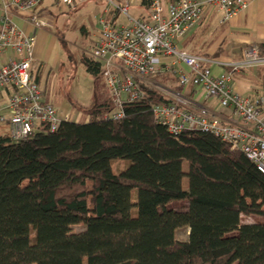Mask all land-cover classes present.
I'll return each mask as SVG.
<instances>
[{
    "label": "trees",
    "instance_id": "16d2710c",
    "mask_svg": "<svg viewBox=\"0 0 264 264\" xmlns=\"http://www.w3.org/2000/svg\"><path fill=\"white\" fill-rule=\"evenodd\" d=\"M82 58L100 77V64ZM145 92L120 120L103 119V99L85 124L63 121L22 143L0 136V264H264V174L209 133L168 134L151 105L173 102ZM117 160L129 165L114 175ZM183 201L186 211L169 209ZM249 217L263 222L243 224ZM180 230L187 241L175 239Z\"/></svg>",
    "mask_w": 264,
    "mask_h": 264
},
{
    "label": "built area",
    "instance_id": "2783aa9c",
    "mask_svg": "<svg viewBox=\"0 0 264 264\" xmlns=\"http://www.w3.org/2000/svg\"><path fill=\"white\" fill-rule=\"evenodd\" d=\"M42 1L1 0L0 5V124L8 126V137L15 143L26 142L37 132L54 133L61 122L69 121L67 115L58 113L56 105L45 101V92L36 82V33L48 26V20L37 15ZM97 1L102 9L89 22L94 44L89 56L100 64L105 98L111 105L103 119H122L124 106L143 100L145 89L159 91L151 83L152 77L170 74L179 86L196 89L203 100L215 103L218 111L229 112L233 120L222 121L208 109L191 112L178 99L151 105L155 123L172 136L187 131L209 133L264 174V94L242 97L231 87L241 70L264 64L258 47L244 48L241 64L230 65L218 76L204 65L205 60L191 55L188 46L182 50L175 47L176 41L195 29L205 5L217 6L223 19L229 20L252 0H176L167 7L163 0H147V21L129 15L133 0H56L68 10ZM29 11L32 13L22 17L30 28L25 33L13 17ZM118 16L127 23L118 25ZM175 64L186 71L174 70Z\"/></svg>",
    "mask_w": 264,
    "mask_h": 264
},
{
    "label": "crops",
    "instance_id": "0c3cea01",
    "mask_svg": "<svg viewBox=\"0 0 264 264\" xmlns=\"http://www.w3.org/2000/svg\"><path fill=\"white\" fill-rule=\"evenodd\" d=\"M171 1L174 2V0H163V5L167 7L172 4ZM92 5V15L101 11H99V8L102 9L99 1ZM132 8L135 13V17L133 18L148 20V6H145V0H133ZM22 17L21 14H15L13 21L25 33H29L30 28L23 23ZM38 33L44 36L48 35V43L50 42L52 37L51 33L46 30H38L36 36ZM261 44H264V0H252L248 3L244 11L236 14L229 20L223 19V15L217 6L205 5L201 19L195 29L182 40L176 41L175 47L177 50H182L185 46H188L189 53L205 60L206 63L204 65L210 69L212 74L218 76L222 72L228 71L230 65L241 64L244 48L259 46ZM36 46L37 38L33 50L35 62L40 58L37 55L38 50ZM173 69L180 72L186 71L179 64H175ZM167 75L169 76L170 74H165L164 76ZM151 82L159 85L167 92L166 97L169 101L173 102L181 99L183 101V107L191 112L208 109L210 114L218 117L222 121L231 122L233 120L229 112L216 110L215 103L203 100L196 89L192 87H181L176 80L173 81L174 85L172 84V87L168 85L172 83L171 80L164 85L157 84L154 81ZM39 83H41V78ZM231 87L235 93H238L242 97L264 94V64L241 70L240 74L233 78ZM43 90L45 89L43 88ZM47 96H45V101L48 100ZM58 113L67 115L69 121H72L71 118L73 115H71V112L58 111ZM5 131L6 134L3 136H8L7 125H5Z\"/></svg>",
    "mask_w": 264,
    "mask_h": 264
},
{
    "label": "rangeland",
    "instance_id": "374dc122",
    "mask_svg": "<svg viewBox=\"0 0 264 264\" xmlns=\"http://www.w3.org/2000/svg\"><path fill=\"white\" fill-rule=\"evenodd\" d=\"M93 5L87 4L80 7L79 10H68L58 4L56 0H43L38 6V10L43 8L49 11L54 18L48 21L47 27L43 30L51 33L52 37L48 43V35L38 33L37 55L40 56L35 66L38 67L40 73L41 86L48 94L49 103L58 105L59 112H71L72 122L85 124L89 121L87 113L95 105L97 101L105 98V85L101 77H94L86 72L82 64L84 54L90 55L94 44L90 37L86 38L80 34V28L85 27L92 34L91 21ZM78 9V8H77ZM101 8H99V11ZM32 11L21 13L22 16H27ZM129 15L135 17L133 8L131 7ZM127 19L119 17L118 25H125ZM92 38V36H91ZM38 56V57H39ZM154 81V80H151ZM175 81V80H174ZM43 82V83H42ZM160 84L157 81H154ZM152 83V82H151ZM175 83V82H174ZM166 84V81L160 85ZM169 83V87H172ZM159 93H163L166 97L167 92L157 85ZM175 88V87H173ZM167 98V97H166ZM6 134L5 124H0V136ZM129 162L123 160L111 161V170L114 175L119 174L126 169ZM187 166H183V171L186 172ZM186 181L183 182V188L186 190ZM169 209L184 212L187 209V202L173 203ZM243 224L262 223L263 220L256 217L242 218ZM74 232L82 231V227L73 228ZM188 230H180L176 233L175 239L180 242L187 241Z\"/></svg>",
    "mask_w": 264,
    "mask_h": 264
}]
</instances>
